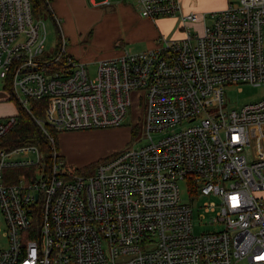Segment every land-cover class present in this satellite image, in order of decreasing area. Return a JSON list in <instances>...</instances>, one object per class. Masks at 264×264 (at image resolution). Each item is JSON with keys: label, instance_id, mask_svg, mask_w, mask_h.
I'll use <instances>...</instances> for the list:
<instances>
[{"label": "built area", "instance_id": "1", "mask_svg": "<svg viewBox=\"0 0 264 264\" xmlns=\"http://www.w3.org/2000/svg\"><path fill=\"white\" fill-rule=\"evenodd\" d=\"M133 1L179 16L185 36L98 60L92 76L64 37L45 50L31 0H0V82L27 112L41 103L50 145L0 147V264H264V98L223 108L226 85L264 81V0L209 12L200 33L180 0ZM133 93L147 141L75 172L55 133L121 126ZM17 120L0 117V140ZM196 217L218 226L196 233Z\"/></svg>", "mask_w": 264, "mask_h": 264}, {"label": "crops", "instance_id": "2", "mask_svg": "<svg viewBox=\"0 0 264 264\" xmlns=\"http://www.w3.org/2000/svg\"><path fill=\"white\" fill-rule=\"evenodd\" d=\"M180 1L185 11L199 13L200 22L189 24L193 27L199 25L201 31L202 17L207 12L233 3L229 0H210L206 9L200 10L197 0ZM48 7V17L58 31L57 42L64 37L66 51L84 63L114 58L125 51L139 52L153 48L160 36H185L187 23L179 16L148 18L141 15L129 0H49ZM14 99L0 82V117L17 112ZM11 102L15 103L14 106ZM78 136L81 135L75 137Z\"/></svg>", "mask_w": 264, "mask_h": 264}, {"label": "rangeland", "instance_id": "3", "mask_svg": "<svg viewBox=\"0 0 264 264\" xmlns=\"http://www.w3.org/2000/svg\"><path fill=\"white\" fill-rule=\"evenodd\" d=\"M133 6L134 1L129 0ZM235 3L237 0H229ZM210 0H197L198 7L200 10L206 9L207 4ZM135 8V6H134ZM210 13H206L205 20L210 21ZM34 18H37L34 16ZM46 24L47 37L45 41V50H53L56 46L58 39V31L51 18L47 16L43 17ZM201 16H198L196 22H200ZM190 25L192 32L200 33L199 25ZM78 60V59H77ZM88 70L93 76L96 72V61L87 62ZM264 98V81L259 84L241 83V84H228L225 87L223 95V108L225 110L239 108L240 106L258 101ZM144 96L140 100H137L136 94H131V109L125 117V120L121 126L117 127H106V128H88L79 130H66L55 133L56 145L58 154L66 161V164L71 167H82L95 163L96 161L116 152L121 149L128 148L130 146H140L147 141L146 129H145V116L142 108ZM145 102V100H144ZM12 103V102H11ZM13 106L15 103H12ZM137 123V124H136ZM136 124L137 127L133 129L134 136L130 132L132 125ZM119 130V131H114ZM76 135H81L75 137ZM7 148L6 146H0ZM8 149V148H7ZM23 167L10 168L6 170L14 176L22 175L24 172ZM181 191V197L188 199V192L186 183L182 180L179 182ZM207 197H199L194 201L197 207L201 205ZM218 225L216 223H206L205 219L196 217L193 221V230L198 233L203 230H213ZM3 232V225L1 223L0 216V236ZM0 244L4 242L0 239Z\"/></svg>", "mask_w": 264, "mask_h": 264}, {"label": "trees", "instance_id": "4", "mask_svg": "<svg viewBox=\"0 0 264 264\" xmlns=\"http://www.w3.org/2000/svg\"><path fill=\"white\" fill-rule=\"evenodd\" d=\"M48 2L49 0H31L33 16L42 19L44 16H47L49 14ZM4 88L7 89L11 98L14 99L8 86H4ZM15 103L17 107V112L15 113L17 114V119H18L17 124L0 140V146H6L7 148H12L26 143H31V144L39 145L41 149L47 150L48 146L50 147V145L46 143L41 131L34 122V117H39L43 115V107L41 103L39 101L32 100L31 101L32 110L30 113L27 112L22 106H20L17 101H15ZM136 124L132 125V127L130 128L132 138L134 136L133 129L137 127ZM112 154L90 165H86L82 167H74V170L75 172L82 174L91 173L99 162L111 157Z\"/></svg>", "mask_w": 264, "mask_h": 264}]
</instances>
